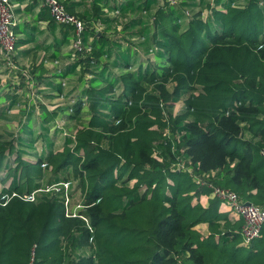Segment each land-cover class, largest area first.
I'll use <instances>...</instances> for the list:
<instances>
[{"label": "trees", "instance_id": "1", "mask_svg": "<svg viewBox=\"0 0 264 264\" xmlns=\"http://www.w3.org/2000/svg\"><path fill=\"white\" fill-rule=\"evenodd\" d=\"M11 1L27 2L26 11L40 6L39 0ZM59 2L85 23L82 42L91 48L61 77L69 69L84 87L70 97L72 113L31 101L21 74L0 89V121H7L0 132V236L4 230L17 240L34 230L33 264H264V240L238 246L241 231L218 212L217 199L207 208L192 204L210 189L170 169L183 161L195 174L217 171L214 185L252 204L264 201V0H88L83 15L76 2ZM188 6L197 11L185 16L179 8ZM46 14L42 8L31 23L16 24L15 31L25 32L16 48L35 42V23ZM47 20L56 24L50 14ZM59 28L46 59L66 45L70 55L72 27ZM36 43L23 53L35 57L44 47ZM33 57L29 75L47 98L45 68ZM180 99L183 109L174 113ZM58 119L66 128L76 119L74 137L56 129ZM74 178L88 225L66 217L61 198L40 193L32 203L47 216L23 229L20 210L27 202L19 196ZM201 222L209 235L194 229Z\"/></svg>", "mask_w": 264, "mask_h": 264}, {"label": "built area", "instance_id": "2", "mask_svg": "<svg viewBox=\"0 0 264 264\" xmlns=\"http://www.w3.org/2000/svg\"><path fill=\"white\" fill-rule=\"evenodd\" d=\"M170 5H176L177 0H165ZM40 5L43 8H47L52 20L59 25H69L72 27L73 34L70 39L69 51L70 55L68 57L69 63H75L78 60V56H84L86 53L90 51V47H86L84 42H82L83 33L85 30V23L82 22L77 16L70 14L65 5H62L59 0H39ZM15 6L12 4L11 0H0V89L6 87V84L11 80L13 82L18 83L19 75L21 74L25 77L26 84L28 86V97L31 101L40 102L44 104L47 109L54 110L58 107L62 106L63 98L62 96H58L57 100L61 101V104L49 102L45 104L42 101L41 96L38 93V88H36V80L33 79L29 75V69L31 66V62H27L25 64H21L17 62V48H16V33L15 26L17 24L16 15L14 12ZM105 12H108L107 9ZM185 12V16H189L187 11ZM111 15L117 14V12L110 13ZM207 14L204 13V16ZM45 64H51L50 62L43 61ZM55 63H58L57 61ZM52 65V64H51ZM80 69V67L78 68ZM90 78L89 74L85 75V79ZM65 82H62V86H65ZM39 95V96H38ZM86 98L82 103V106H85ZM76 103L74 99H69L67 104L68 112L72 113V106ZM23 107V106H22ZM38 110V108H37ZM18 108L10 111L11 113H17ZM56 129H59L62 132L63 136H72L73 133L67 132L64 127V121L61 119L56 120L55 122ZM167 133V131H166ZM261 156L264 157V147L261 148L260 151ZM44 169L45 165H41ZM170 169L172 171L179 172L181 170L188 172L197 187L203 186L210 189L209 198L217 199L218 201H222L226 206H228L232 213L235 216H239L242 218V228H241V239L242 245L250 246L254 240H256L261 233L262 228L264 227V201L256 204H246L247 201L243 200L238 194L234 191L216 186L212 183V180L215 178L217 171H210L206 173L195 174L194 169L190 166V163L187 165L180 161L171 165ZM75 182L72 180L60 181L57 183H52L50 185L42 184L37 189L33 190L31 194H24L22 198L26 202H32L36 200V196L40 193L53 194L59 198H61L64 204L67 206L68 211L66 213V217H79L81 218L87 225V219L81 214V211L84 210L85 206L83 204V198L80 194V203L76 206H73L72 196H73V188ZM2 186H0L1 188ZM3 187L8 188L9 184L4 185ZM79 189H76V191ZM81 192V191H80ZM13 196H17V193L13 192V195L10 197L9 195L2 196V199L8 200ZM70 206H72L70 210ZM92 240V237H90ZM31 264V263H30Z\"/></svg>", "mask_w": 264, "mask_h": 264}, {"label": "crops", "instance_id": "3", "mask_svg": "<svg viewBox=\"0 0 264 264\" xmlns=\"http://www.w3.org/2000/svg\"><path fill=\"white\" fill-rule=\"evenodd\" d=\"M68 1H72V2H76L77 4H79V6H76L75 11L79 12V14L83 15L86 14L88 11V9L90 8V5L88 0H68ZM116 2H120V1H128V0H115ZM26 3L27 2H22V3H18L16 1H12V4L15 6L14 8V12L16 15V19H17V24H22L23 22H29L31 23L32 19L39 13V11L42 8V5H38L37 7L34 8H30V10L26 11L24 10V8H26ZM159 3V2H158ZM156 5H153V7H156ZM180 11L185 15L184 9L179 8ZM28 12L29 14L25 15V13ZM137 16H131L130 17H138ZM49 18V14H46V18L42 19L41 21H37L35 24L37 25V31H39L41 33L39 39H36L35 36V42H31L28 45H23L20 46L19 48H17V61L20 62L21 64H25L27 62H31L32 61V57L33 54L32 52L26 54L23 53L24 51H28V50H32V47L34 48L37 43H42L41 46H44L43 48H40L39 50H37L35 57H33L37 62V63H43L44 66V71L42 72L41 76L45 77V80H47V84L48 82H50L51 84L54 85H60V91H58L57 89H54L52 86L49 85V87H47L48 85L43 83V85H41L42 89H41V93L43 95H45V97H47L46 99L51 98L52 100L50 102H54L57 99V93L60 94V96H62L63 101L65 100L66 102L69 99H65L64 96H67L68 98L73 97L75 95H78L82 92L83 90V83L81 81V79H78V76L75 73H72L71 71H69L72 63H69L68 61V57H69V53H68V45H66L65 47H62L61 50L58 52V55L56 57H53L51 59H46L47 55H49L51 53V51L49 49L46 50L47 46H51L54 43H56V41L59 39V25L55 24L54 26H50L49 21L47 20ZM106 27L105 25H96V32L100 35L102 33L103 30H105ZM118 29H120V27H118ZM16 32V37L17 39L19 38H23L25 37V32H20V31H15ZM19 52V54H18ZM140 55L145 56L144 53V49H142L140 51ZM68 53V54H67ZM43 61H48L51 64H45ZM58 63H55V62ZM69 68L67 70L68 73H66L65 76L61 77L62 74H64V72L66 71V69ZM36 74H39L36 72ZM62 82H65V86H62ZM45 88V89H43ZM73 99V98H71ZM62 101V103H63ZM62 106H65L62 104ZM62 109L65 110V107H62ZM174 110V108H173ZM74 121V123H73ZM76 119H72L68 122L67 124V128L65 126V122H64V127L66 129L67 132L70 131H76L75 128L77 126L76 124ZM71 133V132H70ZM246 137H250L249 133H246ZM60 142V141H59ZM133 183V182H132ZM256 191H252V194H255ZM82 194V193H81ZM211 199L209 198V193H201L199 196L194 197L192 200V204H196L198 203L199 205L201 204L202 207L207 208L209 205V201ZM219 202V201H218ZM218 206V204H217ZM218 212H220L221 214L225 215V211L223 210L222 206H218ZM228 220L230 225L233 226V229L238 231H241V228L243 226L242 224V218L241 217H237L235 215H229L228 216ZM200 235L206 236L210 234V229L209 226L205 223V222H201V224H197L195 225L194 228ZM241 236V235H240ZM258 240L263 239L264 240V227L261 230L260 236L257 238ZM256 239V240H257ZM255 241V240H254Z\"/></svg>", "mask_w": 264, "mask_h": 264}, {"label": "rangeland", "instance_id": "4", "mask_svg": "<svg viewBox=\"0 0 264 264\" xmlns=\"http://www.w3.org/2000/svg\"><path fill=\"white\" fill-rule=\"evenodd\" d=\"M182 8L184 9V11H187L188 13H192V12L194 13L195 11H197V8H195L194 6H188V7H182ZM209 9L210 8L207 7L203 11V13L208 14L210 11ZM107 13H113V12H107ZM116 15H118V13ZM202 17H204V16L202 15ZM40 35H41V33H37V35H36L37 40L39 39ZM40 96H41L42 101L45 102V104H48L52 100L51 98L46 99L42 95H40ZM68 102H69V100L67 102L64 100L62 104L65 106H61V108L62 107L67 108ZM54 103L61 104V101H58L56 99V101H54ZM226 103L231 104L232 101L228 100V101H226ZM183 104H184V100L180 99L179 102L174 106L173 112L179 113L183 109V106H184ZM211 112L212 111H210V112L206 111L205 113L207 115H213V113H211ZM11 115H13V113H11L9 116H11ZM84 118H85V116L82 115V117L80 118L81 119L80 121H82V122L85 121ZM73 123H74V121H73ZM203 123L204 124L208 123V120H205ZM5 125H7V121H4L3 119H1V121H0V132L2 131V127ZM164 133H166V131H164ZM167 136H169V133L167 134ZM259 159L262 160L263 157L259 158ZM74 179H75L74 180L75 181L74 187H75L76 182L78 180L76 178H74ZM73 189H75V188H73ZM73 192L74 193L72 196V203H73V206H76L77 204L80 203V194L82 191L81 192H80V190L76 191V189H75V190H73ZM19 197H22V196H19ZM32 202H35V201H32ZM32 202H27L26 204H24L22 206V209L20 210V211L24 212L22 214L23 216L21 217L20 222H27V223H25L23 229L32 228L35 220L39 221L40 217L42 220L43 218H46V216H47L46 212L42 213L41 211H39L41 209L38 208V206L34 205V203H32ZM62 203H63V209L65 210V216H66L68 208L64 204L63 201H62ZM219 205L223 207V210L225 211V216L228 217L229 215H232V216L234 215L232 213V210L228 206H226L222 201L218 202V206ZM200 206L202 207L201 204H200ZM71 208H72V206H70V210H71ZM32 210L33 211L35 210V212H32ZM31 213H32V215H31ZM28 230H29V232H27L26 234H23L22 237H20L17 240H16V237L13 238V233L8 235L6 233V231L2 230L1 236H0V264H27L29 255H31V258H30L28 264H30V263L33 264V258H34V253H35V249H36L35 247H36V245H38L37 242L39 240V235L34 230H30V229H28ZM237 243H238V246L242 245L241 236L239 237ZM37 257H38V259L39 258L44 259L43 253H41L39 250L37 251Z\"/></svg>", "mask_w": 264, "mask_h": 264}, {"label": "water", "instance_id": "5", "mask_svg": "<svg viewBox=\"0 0 264 264\" xmlns=\"http://www.w3.org/2000/svg\"><path fill=\"white\" fill-rule=\"evenodd\" d=\"M246 204H250L249 202H246Z\"/></svg>", "mask_w": 264, "mask_h": 264}]
</instances>
